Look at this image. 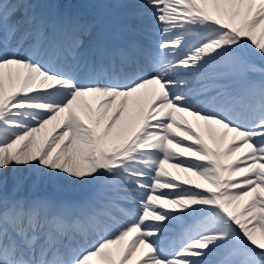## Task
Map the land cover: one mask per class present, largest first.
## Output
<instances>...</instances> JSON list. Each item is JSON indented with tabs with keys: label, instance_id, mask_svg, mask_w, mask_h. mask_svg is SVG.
<instances>
[{
	"label": "snow or ice",
	"instance_id": "1",
	"mask_svg": "<svg viewBox=\"0 0 264 264\" xmlns=\"http://www.w3.org/2000/svg\"><path fill=\"white\" fill-rule=\"evenodd\" d=\"M0 264H264V0H0Z\"/></svg>",
	"mask_w": 264,
	"mask_h": 264
}]
</instances>
